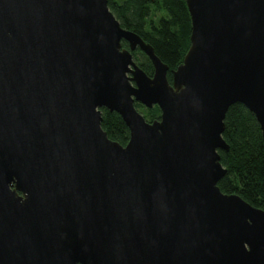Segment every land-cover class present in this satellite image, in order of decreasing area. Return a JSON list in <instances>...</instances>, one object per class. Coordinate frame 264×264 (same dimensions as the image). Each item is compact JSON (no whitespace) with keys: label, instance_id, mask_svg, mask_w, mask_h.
Here are the masks:
<instances>
[{"label":"water","instance_id":"obj_1","mask_svg":"<svg viewBox=\"0 0 264 264\" xmlns=\"http://www.w3.org/2000/svg\"><path fill=\"white\" fill-rule=\"evenodd\" d=\"M185 1L171 83L108 0H0V264H264V209L218 185L231 105L264 141V0Z\"/></svg>","mask_w":264,"mask_h":264},{"label":"trees","instance_id":"obj_2","mask_svg":"<svg viewBox=\"0 0 264 264\" xmlns=\"http://www.w3.org/2000/svg\"><path fill=\"white\" fill-rule=\"evenodd\" d=\"M109 8L121 25L138 33L153 45L156 54L169 66L168 79L172 83V70L183 61L190 46L191 17L185 0H108ZM164 11L160 19L152 13ZM122 46L129 49L123 40ZM136 63L150 76L154 73L151 59L140 49L132 52ZM139 110L152 121L159 119L158 105L147 108L136 102ZM102 127L108 136L126 145L130 129L121 115L101 108ZM223 137L230 145L229 151L220 149L222 164L227 173L218 185L225 193H237L250 204L264 209V141L262 130L255 114L242 103L231 105L225 116Z\"/></svg>","mask_w":264,"mask_h":264},{"label":"rangeland","instance_id":"obj_3","mask_svg":"<svg viewBox=\"0 0 264 264\" xmlns=\"http://www.w3.org/2000/svg\"><path fill=\"white\" fill-rule=\"evenodd\" d=\"M166 15V13L164 11H156L154 10V12L152 13V18L155 20H160L162 19L164 16ZM146 107V106H145ZM148 108V107H147ZM139 110V109H138ZM145 111V109H143ZM143 110H139L143 115H145L143 112ZM146 117V116H145ZM147 119V118H146ZM148 120V119H147Z\"/></svg>","mask_w":264,"mask_h":264},{"label":"flooded vegetation","instance_id":"obj_4","mask_svg":"<svg viewBox=\"0 0 264 264\" xmlns=\"http://www.w3.org/2000/svg\"><path fill=\"white\" fill-rule=\"evenodd\" d=\"M123 40H125V39H123ZM123 40H122V41H123ZM125 41H126V40H125ZM126 42H127V41H126ZM127 43H128V42H127ZM128 45H129V43H128ZM134 51H135V50H134Z\"/></svg>","mask_w":264,"mask_h":264}]
</instances>
